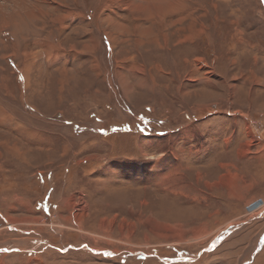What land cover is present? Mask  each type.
I'll return each mask as SVG.
<instances>
[{
	"label": "rangeland",
	"instance_id": "374dc122",
	"mask_svg": "<svg viewBox=\"0 0 264 264\" xmlns=\"http://www.w3.org/2000/svg\"><path fill=\"white\" fill-rule=\"evenodd\" d=\"M174 3L1 0L0 264H264V0Z\"/></svg>",
	"mask_w": 264,
	"mask_h": 264
},
{
	"label": "crops",
	"instance_id": "0c3cea01",
	"mask_svg": "<svg viewBox=\"0 0 264 264\" xmlns=\"http://www.w3.org/2000/svg\"><path fill=\"white\" fill-rule=\"evenodd\" d=\"M246 73H251V75L253 76V78L252 79H250L249 81L246 79V80H242V83L241 84H244V85H248L249 84V88H250V91H251V97H250V99L252 100V106H254V101H255V93H256V91H257V89L259 88V87H263V85H264V81H261L262 80V77H263V75L260 77L258 74H256V73H254V71L253 70H249L248 72H246ZM261 78V79H260ZM138 86H140L141 88H145L146 90H148V88H147V86H145L144 84H142V83H138ZM145 90V91H146ZM147 92V91H146ZM114 93H115V95L116 96H118V94H116V89L114 88ZM122 97H121V101H123L124 103H122V104H124V105H126V107H123V109H119L120 111H124V114H122L124 117L125 116H127V112L126 111H130L131 109H132V107L131 106H129L130 105V103H131V98L130 97H128L127 95H121ZM256 107V106H255ZM140 110V109H139ZM139 110H138V112H136L135 113V117H136V114L137 113H140L139 112ZM132 113H129V115H131ZM250 114H253V108L251 107V111H250ZM121 125H124V122L123 123H121ZM120 125V126H121ZM95 126H98L97 128H96V132H99V131H103L104 129V126H102V125H95ZM115 126H119V125H113V126H111V128H112V130L113 129H115V130H117L116 128L117 127H115ZM173 127L174 128H172V129H174L173 131H171V134H172V136H173V134H178L180 131H182V130H184V129H186V127L187 126H182V127H179V125H173ZM187 131H188V129H187ZM111 132H113V131H111ZM183 132V131H182ZM99 133H103V132H99ZM186 133V132H185ZM182 134H184V133H182ZM102 135H104V134H102ZM145 138H147V137H145ZM158 138H164V136H162V134H160V135H158ZM156 139H157V137H156ZM240 143H237V145L238 146H240L242 149H243V152H241V150L242 149H239L238 148V146H235L234 148H233V150H231V151H234L236 154H237V156H236V158L239 156V157H241V158H243V157H246L247 155L246 154H248V152H246L245 151V149H244V147L245 148H249V151L251 150V147L249 146V140H246L244 143H243V147H242V145H239ZM246 144V145H245ZM255 148H256V146H255ZM171 153L172 154H174V151H171ZM0 154H1V152H0ZM242 154H245L246 156H241ZM250 154H252V152L250 153ZM254 154V153H253ZM24 160V159H23ZM22 161V160H21ZM25 161V160H24ZM2 162L0 161V164H1ZM22 163V162H21ZM234 167H235V164H234V161H231L230 162ZM221 164V163H220ZM221 166H223V167H225V168H227V170H228V172L227 173H225V175H229L230 176V178H232L233 176L234 177H236V175H235V173H232L233 172V170L231 171L229 168H228V164L227 163H225V162H223L222 163V165ZM174 167V166H173ZM175 168V170L178 172V171H180V169H182L181 167H179V166H175L174 167ZM184 168V167H183ZM159 174V178L162 180V178H166V176L165 175H163V174H161V173H158ZM41 176H43V175H41ZM204 177H203V179H202V177L201 178H199V179H201V180H203V181H206L207 182V180H208V176H207V174H205V175H203ZM220 179L222 178V176H220L219 177ZM226 178H228V176H225V179ZM44 180V179H43ZM201 180H198V181H201ZM231 182V181H230ZM233 183H236L235 181H233ZM0 184H2L1 182H0ZM218 185L220 186L219 188H222V189H224V192H226V182L223 180V183L221 184V183H218ZM186 194V193H185ZM4 199V198H3ZM61 200H63V199H61ZM194 200H196L197 201V199H194ZM1 201V200H0ZM14 202H16V201H14ZM21 202L22 201H19V200H17V203L18 204H21ZM3 203L4 202H1V204H0V207H3ZM38 203H40V205L38 204V206L40 207V208H42L43 210H45L46 211V209H47V207H46V205L42 202V201H39ZM65 204H66V202H65ZM69 206H72V207H74V203H71V201L69 202V204H68ZM68 205L66 206L67 208H68ZM1 209V208H0ZM14 210L16 209L15 207L13 208ZM14 210H11V209H5V211L4 210H2V211H4L5 213H7V215L9 216V217H11L13 220L16 218V216H18V214H14V215H12L11 213H13V211ZM29 211V210H28ZM4 212H1L0 211V219L1 220H4L8 225H9V229L11 230V231H13L14 233V236L13 237H15V238H17L15 235H17V236H19V235H23L22 236V238H20V239H18V240H13V243H15L14 245H18V247H15L14 245H8L9 243H6V244H4V245H1V248H0V252L2 253V254H4V255H18V254H20L19 253V251L20 250H27V246L26 245H23V242L25 241V240H28V239H30L31 237H29L28 238V236H24V235H32V234H37V235H40V232H39V229H35V228H33V227H29V226H26V227H23V226H21V225H24V224H21V221L19 220H17L18 221V223L16 222V223H14V225H11V222H10V220H8V217L4 214ZM47 212V211H46ZM72 214H74V213H72ZM76 214V213H75ZM15 216V217H14ZM18 218V217H17ZM76 218V217H75ZM73 219V218H72ZM74 221H75V219H74ZM232 222V221H231ZM25 223V222H24ZM8 232V231H7ZM209 233V232H208ZM20 240V241H19ZM21 242V243H20ZM20 245V246H19ZM3 256V255H2ZM2 258H0V260H1Z\"/></svg>",
	"mask_w": 264,
	"mask_h": 264
},
{
	"label": "bare ground",
	"instance_id": "6f19581e",
	"mask_svg": "<svg viewBox=\"0 0 264 264\" xmlns=\"http://www.w3.org/2000/svg\"><path fill=\"white\" fill-rule=\"evenodd\" d=\"M116 1L120 6H122V7L126 6L132 12L134 10H141L144 12L146 11V13H147L146 17L148 19H151L152 22L153 21H159V23H163L166 15H168V13L170 11L173 12V10H176V3H174V0H168V1L167 0H140V2L144 1L146 3L144 6L136 5L133 2V0H116ZM178 1H180V0H178ZM11 2H13V0H11ZM175 2H177V1H175ZM178 4H179V2H178ZM15 6H16V4H15ZM15 6L13 8H15ZM13 8H12V12L10 13L9 16H12L16 21L18 19L19 20L24 19L22 13L20 11L17 12L16 8L14 9L15 11H13ZM4 9L5 8L2 7L1 0H0V12H5ZM182 19L183 18L181 16H178V18H176V22H180ZM16 21H14V23L16 24V28H19V25H17ZM123 29H124V26L122 25V29L120 30V32H123L124 31ZM113 33L115 34V32H111L110 34L112 35ZM114 42H115V39H114Z\"/></svg>",
	"mask_w": 264,
	"mask_h": 264
}]
</instances>
